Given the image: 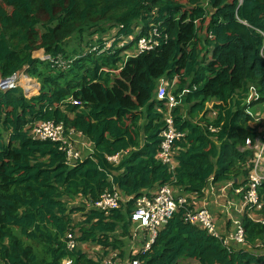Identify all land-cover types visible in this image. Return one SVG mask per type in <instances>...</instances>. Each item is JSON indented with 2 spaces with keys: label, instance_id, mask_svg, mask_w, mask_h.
Listing matches in <instances>:
<instances>
[{
  "label": "trees",
  "instance_id": "1",
  "mask_svg": "<svg viewBox=\"0 0 264 264\" xmlns=\"http://www.w3.org/2000/svg\"><path fill=\"white\" fill-rule=\"evenodd\" d=\"M108 27L132 40L102 50L99 38L96 49L80 48ZM150 34L154 49L126 54ZM73 35L79 48L70 46ZM263 44L264 0H0V78L24 71L40 82L31 97L20 86L0 88V264H103L84 248L123 255L139 196L170 183L190 202L210 181L245 178L255 154L246 140L257 136L251 109L264 103ZM39 49L50 58L37 57ZM162 79L176 87L171 115L185 134L173 145L174 170L158 155L168 111V98L157 97ZM39 120L82 132L92 153L68 164L60 142L30 135L28 125ZM114 188L125 199L120 208L87 205ZM258 192L264 217V180ZM75 198L80 203L70 206ZM186 210L133 256L143 264H264V252L254 253L264 244L263 222L245 216L250 250L228 249L187 222Z\"/></svg>",
  "mask_w": 264,
  "mask_h": 264
},
{
  "label": "built area",
  "instance_id": "2",
  "mask_svg": "<svg viewBox=\"0 0 264 264\" xmlns=\"http://www.w3.org/2000/svg\"><path fill=\"white\" fill-rule=\"evenodd\" d=\"M117 33V31H116ZM117 44L115 49L124 47L131 40V36H117L111 44L115 41ZM119 41L121 43L119 44ZM109 46H105L102 50L109 49ZM157 41L150 35H143L138 39L137 48L134 52L129 51L126 54L129 56L131 53L138 55L141 52L149 51L155 48ZM98 46H94L92 49H96ZM114 51V50H112ZM261 55L264 58V44L261 48ZM41 59H49L50 55L43 54ZM116 72H118L116 70ZM24 77L29 78L24 71L18 73H13L6 78H0V88L1 89H13L22 85V79ZM165 82L162 81L159 84L157 91V97L159 99H164L168 96V83L165 86ZM26 89V87H25ZM252 89V97L249 100L256 99L258 97L254 88ZM74 103H79L77 100H73ZM177 100H168V111L165 113L166 125L161 131L162 142L159 150L160 160L171 166L174 169L175 155L173 151V145L176 141L181 140L185 134L184 132L177 130L174 126L173 117L171 115V109L177 105ZM264 105V103H262ZM214 116L215 113L213 112ZM253 119L260 122L264 128V113L257 110L253 113ZM212 131H216V128L209 126ZM30 135L36 139H51L56 142H60V148L67 153V162L70 165H75L77 161H82L87 156H90L92 149L89 150L88 155L84 156L81 154L80 148L75 146V137H83L85 135L80 131H75L74 129H67L62 122L57 123L54 120H39L30 125H28ZM257 131V136L253 140L252 138H247L245 148L251 149L255 152L254 157L249 163V172L244 178L239 176L235 179H229L220 182L221 192L224 196L231 192V198L223 208L226 212H231L232 210L245 216L251 217V212L254 210H261L263 202L260 199L258 187L260 183L264 180V130L261 132L259 127H255ZM109 159L112 162H118L120 158V153L114 155H109ZM208 186V185H207ZM205 190V189H204ZM123 198L120 190L114 188L113 191H107L102 194L97 200H88L87 205L93 206L98 209L105 211H110L112 209L120 208L122 205ZM190 204L192 206H190ZM185 207L187 210L185 212V220L193 225L203 226L208 232L219 238L222 244L228 249H234L233 243H246L247 235L243 226V218H237L235 220L236 228L234 232L225 234L220 230L215 221V214L206 205L195 207L192 203L188 202L187 196L177 195L173 190V185L170 183L163 184L159 188L157 187L155 191L152 192V196L148 194H143L136 199V206L133 209L132 221L137 222L139 227L148 230L149 237L146 239L144 244L141 246V252H145L155 241L160 228H163L166 224L168 218L180 208ZM264 223V217L262 221ZM68 247L70 249L76 248L78 245L75 240V236L72 232L67 234ZM238 249V248H236ZM264 252V244L259 243L258 249H254V253L259 255ZM132 253L129 257L124 259H117L116 257H106L102 260L103 264H143L142 261L133 256ZM116 259V260H115Z\"/></svg>",
  "mask_w": 264,
  "mask_h": 264
},
{
  "label": "crops",
  "instance_id": "3",
  "mask_svg": "<svg viewBox=\"0 0 264 264\" xmlns=\"http://www.w3.org/2000/svg\"><path fill=\"white\" fill-rule=\"evenodd\" d=\"M210 119L212 118L210 117ZM84 139L88 141V139L86 138ZM89 142H86V144L84 143V146L81 147L82 150L84 151V156L88 155V153L86 152V147H87L86 145L87 143L89 144ZM88 148L89 150L92 149L91 144L90 146H88ZM177 165H178V161L175 158L173 165L174 168H176ZM218 184L220 185V182L214 183L210 181L201 197H197L196 195H190L189 199H190V203H192L195 207L203 206V205L209 207L210 210H212L215 214V221L217 223L218 228L222 230L223 233L229 234L234 232L236 228L235 220L237 218H243V215L237 213L234 210H232L229 213L224 210L223 205L226 204L227 202H224L222 200V198L225 197L222 194V192L220 190H216V186ZM250 216H251L250 218L256 222H261L263 219V214L261 210L252 211ZM148 237H149L148 230L139 227L138 223L133 221V225L130 229V235L129 237H125L124 239L126 245L124 247L123 255L120 254L119 250H110L109 253L105 255L103 253V250H101L100 246H92L96 249V252L89 250V248H91L90 245H87L84 248V250L87 253H90L91 256H93V258H100L103 260L106 257H113V258L116 257L117 259H124L126 257H129L132 253H136V251L141 248V246L144 244V242ZM233 246L234 248H238V249L244 248L250 250V247L247 245V243H233ZM66 262L67 261H64L63 264H65Z\"/></svg>",
  "mask_w": 264,
  "mask_h": 264
},
{
  "label": "rangeland",
  "instance_id": "4",
  "mask_svg": "<svg viewBox=\"0 0 264 264\" xmlns=\"http://www.w3.org/2000/svg\"><path fill=\"white\" fill-rule=\"evenodd\" d=\"M138 30H139V28H138ZM86 34V33H85ZM117 37V33H116V28H107V31H106V33H104V32H98L97 34H94L93 36H90L89 37V39H88V41H87V44H86V40H84V42H82V44L80 45V48L81 47H83V46H85V49H89V48H91L94 44H98L99 43V38H104V40H105V42H107V46H109L110 44H111V42L115 39ZM71 38V39H70ZM69 39H70V46H72V47H74V48H76V47H78L79 48V42H78V38H76L74 35L73 36H71V37H69ZM121 43V41H119V44ZM90 44V45H89ZM89 45V46H88ZM93 48V47H92ZM91 48V49H92ZM132 49H135V47L133 48L132 47ZM35 55L37 56V57H41L43 54H44V50L43 49H39V50H36L35 52ZM78 53V52H77ZM76 53V54H77ZM60 65H64L65 63H64V60H60ZM117 73H114V76L116 75ZM31 79H32V81H34L35 83H36V87H35V89H26L27 91L26 92H24L25 93V95L26 96H28V97H31V96H33V95H36V94H38L39 93V91H40V82H39V80H38V78H34V77H31V76H29ZM164 79H162L161 81H160V84H161V82L163 81ZM24 83L25 82H23L22 83V85L20 86V87H22L23 89H24ZM163 83H165V82H163ZM167 84L165 83V86H166ZM251 86L253 87L254 86V84H251ZM159 87V86H158ZM251 87V88H252ZM175 86L174 85H172V84H170V83H168V91H169V94H168V96H167V98H168V100L170 99V100H177V98H179L176 94H174V90H175ZM24 91V90H23ZM252 97V96H251ZM251 100H253V99H251ZM208 106H209V108H211V102H208ZM251 110H253V111H257V110H260V111H262L263 113H264V106H263V104L262 103H256L254 106H253V108L251 109ZM213 111H210L209 113H208V117L210 118H213ZM215 117V116H214ZM252 127H259V129H260V131L262 132L263 130H264V128H263V125L260 123V122H258V121H256L255 119H252V121L249 123ZM75 139H76V141H75V146L78 148H80L79 150L81 151V154H84V151L82 150V146H84V143L86 144V142H89V141H87V140H85L83 137H79V136H76L75 137ZM90 142H89V144L87 143V147H86V152L88 153L89 152V148H88V146H90ZM221 185H217L216 186V190H221ZM231 198V192H228V194L225 196V197H223L222 198V200L224 201V202H228V200ZM80 203V198H75L74 200H72L71 202H70V206H73V205H77V204H79ZM255 211V210H254ZM80 217H81V214L80 213H78V214H76V215H74V220H79L80 219ZM88 248V247H87ZM89 250H91V251H94V252H96V249L94 248H89ZM182 264H194V260H188L187 262H184V263H182Z\"/></svg>",
  "mask_w": 264,
  "mask_h": 264
},
{
  "label": "bare ground",
  "instance_id": "5",
  "mask_svg": "<svg viewBox=\"0 0 264 264\" xmlns=\"http://www.w3.org/2000/svg\"><path fill=\"white\" fill-rule=\"evenodd\" d=\"M23 82H25L24 86L26 87V89L30 90V89H35V87H36V83L34 81H32V79H30V78L24 77L22 79V83Z\"/></svg>",
  "mask_w": 264,
  "mask_h": 264
},
{
  "label": "clouds",
  "instance_id": "6",
  "mask_svg": "<svg viewBox=\"0 0 264 264\" xmlns=\"http://www.w3.org/2000/svg\"><path fill=\"white\" fill-rule=\"evenodd\" d=\"M116 28V27H115ZM118 30V28H116V31ZM115 41H118L117 39L115 40ZM96 45V44H95ZM95 45H93V46H95ZM98 45V44H97ZM45 53V52H44ZM46 54V53H45ZM26 74V73H25ZM27 75V74H26ZM28 77H29V75H27ZM30 78V77H29ZM31 79V78H30ZM21 86V85H20ZM17 88V87H16ZM24 92H26V89H25V86H24ZM176 158V157H175ZM171 167V166H170ZM172 169V168H171ZM174 169H176V168H174ZM173 169V170H174Z\"/></svg>",
  "mask_w": 264,
  "mask_h": 264
}]
</instances>
